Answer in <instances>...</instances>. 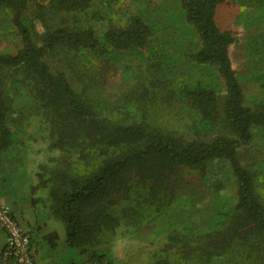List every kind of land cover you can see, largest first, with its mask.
<instances>
[{
	"label": "trees",
	"instance_id": "1",
	"mask_svg": "<svg viewBox=\"0 0 264 264\" xmlns=\"http://www.w3.org/2000/svg\"><path fill=\"white\" fill-rule=\"evenodd\" d=\"M223 1H178L195 39L186 61L215 68L222 94L201 84L179 86L158 56L144 77L114 97L118 70L108 58L156 48L152 24L133 16L98 34L82 23L93 0H0L18 43L0 53V155L13 145L6 121L9 78L40 107L51 147L60 154L58 166L38 179L50 215L64 225L67 247L100 262L103 256L93 250L110 243L118 227L166 220L174 201L197 197L184 178L202 185L214 165L224 163L235 182L231 211L178 234L177 249L183 264H264V205L239 161V149L252 142L264 114L245 104L228 54L233 38L215 20ZM159 104L184 119L160 120Z\"/></svg>",
	"mask_w": 264,
	"mask_h": 264
},
{
	"label": "rangeland",
	"instance_id": "2",
	"mask_svg": "<svg viewBox=\"0 0 264 264\" xmlns=\"http://www.w3.org/2000/svg\"><path fill=\"white\" fill-rule=\"evenodd\" d=\"M178 1L93 0L91 8L82 14V23L92 26L98 34L110 24L125 25L133 16L153 25L152 43L157 49L151 48L147 54L111 55L108 58L114 61L118 70L110 90L114 97L144 77L150 62L158 56L163 62L162 69L167 70L164 74L176 78L179 86L201 84L222 94L215 68L186 61L184 54L195 45V39L183 23ZM215 20L218 28L233 38L228 54L245 104L264 114V0H224L216 9ZM34 30L39 34L44 31L40 23L35 24ZM16 37L10 17L0 9V53L15 50L18 46ZM4 82L8 84V94L12 97V112L6 121L13 134V145L5 153L8 154L6 158L17 165L15 179L19 185H27L25 192L30 195L31 205L42 213H49L47 189L41 186L38 176L48 175L54 166H58L55 158L60 154L51 147L49 128L40 115V107L31 103L24 91L14 87L13 80L4 78ZM155 113L169 124L184 119L182 112L170 110L167 105ZM239 161L251 173L256 195L264 205V124L255 126L252 142L239 149ZM184 179L191 186L195 185L191 189L197 197L189 199L184 196L174 201L166 220L155 219L138 228L121 225L110 243L93 250L103 256L101 261L89 259L87 264H154L163 259L167 264L186 263L174 240L186 229L199 230L212 225V220L220 213L231 211L235 202V182L224 163L214 165L209 179L202 185L193 177ZM47 224L53 226L62 238L58 247L62 264H86L77 250L63 244V223L52 217ZM171 232L176 235L171 236Z\"/></svg>",
	"mask_w": 264,
	"mask_h": 264
},
{
	"label": "crops",
	"instance_id": "3",
	"mask_svg": "<svg viewBox=\"0 0 264 264\" xmlns=\"http://www.w3.org/2000/svg\"><path fill=\"white\" fill-rule=\"evenodd\" d=\"M7 156L8 154L0 155V205H7L14 220L31 236L33 257L37 264H62L59 257L61 252L58 251L62 238L53 226L47 224L52 218L50 213H42L39 208L31 205L30 195L25 192L27 185L17 183V165L10 162ZM51 233L56 235V239L48 236ZM2 245L3 238L0 234V247ZM80 255L87 264L90 255Z\"/></svg>",
	"mask_w": 264,
	"mask_h": 264
},
{
	"label": "built area",
	"instance_id": "4",
	"mask_svg": "<svg viewBox=\"0 0 264 264\" xmlns=\"http://www.w3.org/2000/svg\"><path fill=\"white\" fill-rule=\"evenodd\" d=\"M0 234V264H37L31 236L14 220L7 205H0Z\"/></svg>",
	"mask_w": 264,
	"mask_h": 264
}]
</instances>
